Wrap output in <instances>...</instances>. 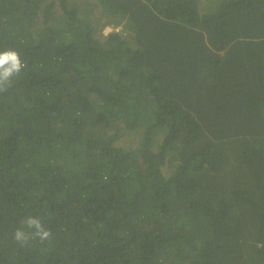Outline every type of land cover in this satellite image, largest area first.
<instances>
[{"label":"trees","instance_id":"16d2710c","mask_svg":"<svg viewBox=\"0 0 264 264\" xmlns=\"http://www.w3.org/2000/svg\"><path fill=\"white\" fill-rule=\"evenodd\" d=\"M90 1L0 0V264H264V0Z\"/></svg>","mask_w":264,"mask_h":264},{"label":"clouds","instance_id":"9594fccd","mask_svg":"<svg viewBox=\"0 0 264 264\" xmlns=\"http://www.w3.org/2000/svg\"><path fill=\"white\" fill-rule=\"evenodd\" d=\"M23 66V62L17 51L7 50L0 52V91L5 90L3 81L9 80L14 74H18ZM26 223L29 228L35 225L38 229H40V231H37L35 235L38 236L42 241L49 237L50 232L43 230V226L38 218L29 217L27 218ZM15 236L16 239L19 240L22 236H24V233L20 230H17ZM24 239L26 240L28 237L24 236Z\"/></svg>","mask_w":264,"mask_h":264},{"label":"rangeland","instance_id":"374dc122","mask_svg":"<svg viewBox=\"0 0 264 264\" xmlns=\"http://www.w3.org/2000/svg\"><path fill=\"white\" fill-rule=\"evenodd\" d=\"M82 3V0H80ZM221 0H211L209 3V0H202V5L205 6L208 9V6L210 5L212 8H216L218 6V4L220 3ZM83 3H86V5H83V7H88V6H92V3L90 0L85 1L83 0ZM83 14L87 13L89 15L92 16L93 19H96L97 22L98 21H103L104 22V28H103V33H107L106 31L108 30H119L122 33H124V35L126 37H131L132 36V27L130 25H128V23H125L123 21L121 22H117L116 20L114 21H109L106 20L105 18L101 17L102 13L100 12L99 9L97 8H93L92 10H83L82 11ZM125 138L123 139V137L121 138L122 142L125 144H131L133 143V145L135 144V141L133 139V137H131V133L130 132H125ZM236 146V145H235ZM234 146V147H235ZM234 147L232 148L234 150ZM238 149V148H237ZM165 170L169 171L170 170V165L167 164L165 166ZM244 178L241 174H239V177L236 178V183L238 182V184L243 185L244 184Z\"/></svg>","mask_w":264,"mask_h":264},{"label":"built area","instance_id":"2783aa9c","mask_svg":"<svg viewBox=\"0 0 264 264\" xmlns=\"http://www.w3.org/2000/svg\"><path fill=\"white\" fill-rule=\"evenodd\" d=\"M109 31V30H108ZM108 31H106V32H108Z\"/></svg>","mask_w":264,"mask_h":264}]
</instances>
